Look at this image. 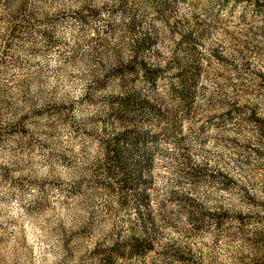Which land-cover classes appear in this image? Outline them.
Wrapping results in <instances>:
<instances>
[{
    "label": "rangeland",
    "instance_id": "rangeland-1",
    "mask_svg": "<svg viewBox=\"0 0 264 264\" xmlns=\"http://www.w3.org/2000/svg\"><path fill=\"white\" fill-rule=\"evenodd\" d=\"M0 264H264V0H0Z\"/></svg>",
    "mask_w": 264,
    "mask_h": 264
},
{
    "label": "trees",
    "instance_id": "trees-1",
    "mask_svg": "<svg viewBox=\"0 0 264 264\" xmlns=\"http://www.w3.org/2000/svg\"><path fill=\"white\" fill-rule=\"evenodd\" d=\"M144 76L147 78H153L152 76L146 75V74H144ZM139 143H140V137L139 136L133 138V142L131 143V149H133V151L139 152V150H138ZM127 153L128 152L125 149H120V148L115 147V146H113L112 149L106 150V156L111 160V163L114 166L118 167L122 171V173H124L125 181H126V179L128 181L127 177H129V179H130L132 175L134 176V174H133L134 169L131 168L133 166L129 167L128 164H126ZM138 175H140V174H138ZM127 181H126V183H128Z\"/></svg>",
    "mask_w": 264,
    "mask_h": 264
}]
</instances>
